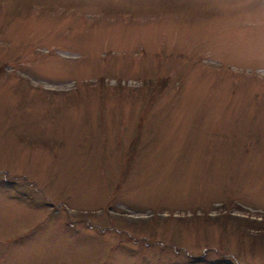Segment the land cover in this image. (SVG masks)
I'll return each instance as SVG.
<instances>
[{
    "label": "rangeland",
    "instance_id": "obj_1",
    "mask_svg": "<svg viewBox=\"0 0 264 264\" xmlns=\"http://www.w3.org/2000/svg\"><path fill=\"white\" fill-rule=\"evenodd\" d=\"M229 263L264 264V0H0V264Z\"/></svg>",
    "mask_w": 264,
    "mask_h": 264
},
{
    "label": "trees",
    "instance_id": "obj_2",
    "mask_svg": "<svg viewBox=\"0 0 264 264\" xmlns=\"http://www.w3.org/2000/svg\"><path fill=\"white\" fill-rule=\"evenodd\" d=\"M168 77L166 76H159V77H155L152 80H148V81H154L156 84V89L158 88L159 91H161V87H163L164 83L167 81ZM238 221L240 220L239 218H236ZM253 237V236H252ZM232 264V263H229Z\"/></svg>",
    "mask_w": 264,
    "mask_h": 264
}]
</instances>
